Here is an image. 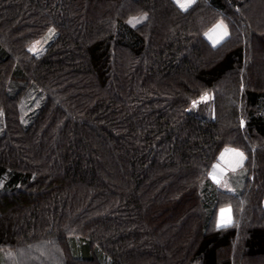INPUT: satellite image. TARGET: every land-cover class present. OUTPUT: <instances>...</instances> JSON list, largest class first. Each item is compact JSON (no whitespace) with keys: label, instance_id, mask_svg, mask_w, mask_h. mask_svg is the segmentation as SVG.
<instances>
[{"label":"trees","instance_id":"16d2710c","mask_svg":"<svg viewBox=\"0 0 264 264\" xmlns=\"http://www.w3.org/2000/svg\"><path fill=\"white\" fill-rule=\"evenodd\" d=\"M229 147L238 193L209 178ZM263 198L264 0H0V247L264 264Z\"/></svg>","mask_w":264,"mask_h":264},{"label":"rangeland","instance_id":"374dc122","mask_svg":"<svg viewBox=\"0 0 264 264\" xmlns=\"http://www.w3.org/2000/svg\"><path fill=\"white\" fill-rule=\"evenodd\" d=\"M175 1L179 4V6H181V4L185 5V7L182 8H187L190 4H192L194 0ZM133 20L134 18L130 19L131 22ZM228 28L229 27L226 22L220 19L207 29V31L205 32V36L213 45H216L222 42L228 36ZM225 33H227V35H225ZM31 93L32 92H30V90L27 91L24 97L26 99L23 98L24 100H22V106L28 102L27 99L31 96ZM208 97L209 95H206L205 97H202L201 100ZM32 105L35 106L36 101L32 102ZM226 158L228 160V162L224 163L226 167L220 164H214V166L210 169L209 178L210 180H212V182L220 185L223 189H225V186H231V189L234 192L240 191L242 189L241 183L230 184L231 182L229 181V179L224 183L223 181H221V178H223L226 174L230 175V177L234 176L235 174H244L246 172V169L234 171V167L237 161L235 154L232 155V153H227ZM230 169L232 170V172L229 173ZM60 252V248L53 242H39L27 247V249L0 247V264H50L59 262L61 263L62 257Z\"/></svg>","mask_w":264,"mask_h":264},{"label":"crops","instance_id":"0c3cea01","mask_svg":"<svg viewBox=\"0 0 264 264\" xmlns=\"http://www.w3.org/2000/svg\"><path fill=\"white\" fill-rule=\"evenodd\" d=\"M225 151V152H224ZM226 153V154H224ZM227 153H232L235 154L236 156V165L234 167V171L235 170H244V155L243 153L238 150V149H235V148H226L221 152L220 156H219V161L216 163L217 164H220L222 166H225L224 163L225 162H228L226 156H227ZM224 158H223V156ZM230 168V167H229ZM232 168V167H231ZM232 172V170L230 169L229 170V173ZM245 174V173H244ZM244 174H235L234 176L230 177V175L226 174L223 178H221V181H223L224 183L229 179V181L231 182L230 184H236V183H241L242 184V188H243V184H244ZM231 186H225V190L229 191V192H233V193H238L239 191L237 192H234L232 189ZM242 190V189H241ZM262 204L264 206V198L262 200ZM218 224L219 225H227V224H230L232 221H233V217H232V211H231V207L230 206H223L219 209V212H218Z\"/></svg>","mask_w":264,"mask_h":264},{"label":"snow or ice","instance_id":"6c2138e0","mask_svg":"<svg viewBox=\"0 0 264 264\" xmlns=\"http://www.w3.org/2000/svg\"><path fill=\"white\" fill-rule=\"evenodd\" d=\"M181 7H185V5L181 4ZM225 35H227V33H225Z\"/></svg>","mask_w":264,"mask_h":264},{"label":"bare ground","instance_id":"6f19581e","mask_svg":"<svg viewBox=\"0 0 264 264\" xmlns=\"http://www.w3.org/2000/svg\"><path fill=\"white\" fill-rule=\"evenodd\" d=\"M218 157V156H217ZM213 165V164H212ZM214 166V165H213ZM212 167V166H211ZM210 177V176H209ZM212 181V180H211ZM212 183H214V182H212Z\"/></svg>","mask_w":264,"mask_h":264}]
</instances>
